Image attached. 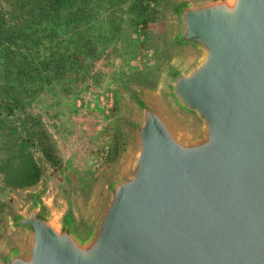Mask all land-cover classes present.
Listing matches in <instances>:
<instances>
[{
  "label": "water",
  "instance_id": "1",
  "mask_svg": "<svg viewBox=\"0 0 264 264\" xmlns=\"http://www.w3.org/2000/svg\"><path fill=\"white\" fill-rule=\"evenodd\" d=\"M178 14L189 55L168 78L174 111L139 100L129 165L92 229L35 195L0 264H264V0H189Z\"/></svg>",
  "mask_w": 264,
  "mask_h": 264
},
{
  "label": "rangeland",
  "instance_id": "2",
  "mask_svg": "<svg viewBox=\"0 0 264 264\" xmlns=\"http://www.w3.org/2000/svg\"><path fill=\"white\" fill-rule=\"evenodd\" d=\"M187 1L89 0L83 20L69 27L39 26L41 44L34 53L24 51L29 60L39 64L77 51L86 60L66 85L44 82L28 106V114L39 117L51 135L58 159L48 160L45 146H31L28 132L20 129L17 136L44 175L20 190L0 181V262L24 238L14 220L27 214L35 195L48 202L56 221L73 214L82 234L92 229L103 190L129 165L139 100L148 97L174 111L167 86L189 55L175 41L178 12ZM175 116L181 128L192 127L188 117Z\"/></svg>",
  "mask_w": 264,
  "mask_h": 264
},
{
  "label": "trees",
  "instance_id": "3",
  "mask_svg": "<svg viewBox=\"0 0 264 264\" xmlns=\"http://www.w3.org/2000/svg\"><path fill=\"white\" fill-rule=\"evenodd\" d=\"M88 4L89 0H0V181L6 188L35 186L44 175L25 140L17 136L20 129L28 132L25 139L31 146H45L48 160L58 159L51 135L39 117L28 114V106L43 92L44 82L66 85L86 60V54L77 51L35 64L24 51L34 53L41 44L39 26L69 27L85 18Z\"/></svg>",
  "mask_w": 264,
  "mask_h": 264
},
{
  "label": "clouds",
  "instance_id": "4",
  "mask_svg": "<svg viewBox=\"0 0 264 264\" xmlns=\"http://www.w3.org/2000/svg\"><path fill=\"white\" fill-rule=\"evenodd\" d=\"M235 2V0H230V3H234Z\"/></svg>",
  "mask_w": 264,
  "mask_h": 264
}]
</instances>
